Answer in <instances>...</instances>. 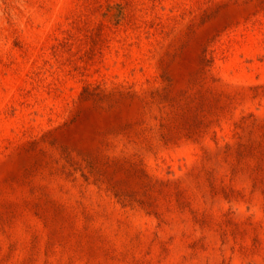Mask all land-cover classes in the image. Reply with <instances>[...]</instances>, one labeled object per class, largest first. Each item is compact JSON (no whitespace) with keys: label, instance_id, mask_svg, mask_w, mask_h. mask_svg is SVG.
<instances>
[{"label":"rangeland","instance_id":"374dc122","mask_svg":"<svg viewBox=\"0 0 264 264\" xmlns=\"http://www.w3.org/2000/svg\"><path fill=\"white\" fill-rule=\"evenodd\" d=\"M0 264H264V0H0Z\"/></svg>","mask_w":264,"mask_h":264}]
</instances>
